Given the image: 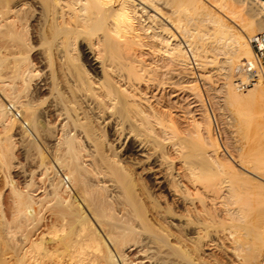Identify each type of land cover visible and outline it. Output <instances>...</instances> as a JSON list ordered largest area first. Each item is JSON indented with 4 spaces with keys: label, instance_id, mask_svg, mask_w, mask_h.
<instances>
[{
    "label": "bare ground",
    "instance_id": "6f19581e",
    "mask_svg": "<svg viewBox=\"0 0 264 264\" xmlns=\"http://www.w3.org/2000/svg\"><path fill=\"white\" fill-rule=\"evenodd\" d=\"M262 31L263 0H0V40L11 50L10 74L0 64V169L12 163L17 127L25 153L52 174L45 197L71 232L62 252L43 235L17 236L44 204L12 185L8 222L0 198V264L53 255L62 264H260L264 146L250 131L254 114L264 117V84L240 91L236 80L253 64L248 39ZM213 73L230 148L206 105L184 134L156 94L185 84L204 102L198 81ZM47 102L57 125L39 110ZM55 129L59 139L48 140ZM66 227L43 234L58 240ZM205 243L228 259L203 258Z\"/></svg>",
    "mask_w": 264,
    "mask_h": 264
},
{
    "label": "rangeland",
    "instance_id": "374dc122",
    "mask_svg": "<svg viewBox=\"0 0 264 264\" xmlns=\"http://www.w3.org/2000/svg\"><path fill=\"white\" fill-rule=\"evenodd\" d=\"M2 46H4V43H3L2 40H0V50L2 52L4 51L2 53V55L4 57L1 56L0 64L9 63L8 64L9 68L8 67L7 68L4 67L3 69H5V70H2V74L8 75V73L11 70L10 69V62H8V61H11V57H10L11 50L10 49H4ZM6 53H7V55H6ZM0 55H1V53H0ZM238 69H239V67L237 66L235 68V70H234L233 74H234L235 78L238 77ZM5 71H6V73H5ZM203 72H205V70H203ZM205 75H207V74L205 73ZM211 79H212V81H211ZM34 80H36V83H35V81H33V84H32V86L29 89V93H30V91H33L32 90V89H34L33 85L38 84L37 87H39L41 85V83H42V82H40V80H41L40 76H38V78L36 77ZM206 82H208V83H206ZM219 85H220V80L218 79L217 75H215L214 73L210 77V82L209 81H204L203 82V80H201V79L198 81V86H199V89H200V92H201L200 94H201V96L203 98L202 101L204 100V102L199 101V99L196 96H194L192 94V92H190L187 88H185L186 87L185 84L184 85H178L179 87L177 85L176 86H168V88L165 87L164 91H159V92L156 91V94H160V95L163 94V97L165 98V100H163L164 101V105H165V108L167 107L166 109L165 108L164 109L169 111L168 108H170V112H171L172 116L174 117L175 121L178 123V126H179L180 130H182L184 134L186 133V129L188 127H190L189 123H190V118L191 117H194V118H197L199 120H202L203 111L205 110V105H206V107L209 109L210 113L212 114V119H213V122H214V129L216 130V132H218V137H219L221 143L224 146H226V148H230L231 137L229 136V133L226 130V124H225L229 117H228L227 111L225 109H223L222 107L220 108L221 99L220 98L218 99V96H220V93H218ZM160 95H157V96H160ZM47 105H48V102L42 104L39 107V110L40 111H44V110L46 111L45 108H47ZM249 107L251 109H255V105L254 106L250 105ZM224 111L226 113H223ZM49 113H51V114H49ZM48 114L52 118H49L50 116ZM226 116H227V118H226ZM253 117H255V118L252 119V123H251V129L252 130L250 131V134L253 135V133H254L255 137L258 135V137L261 138L262 142H263V145L262 144L261 145L264 146V141H263L264 140V137H263L264 134L262 133V132H264L263 131L264 130V117H262L261 115H258L257 113H255ZM44 119L48 120L49 124L51 123V125H53L54 122H55L56 125L58 124V120L57 121L54 120V117L52 116V111L49 110L48 108H47V113L44 114ZM51 120H52V122H51ZM255 121H257V123ZM255 124L257 125L256 127H258L260 129L259 131H258V128L254 127ZM252 125H254V126H252ZM3 126L4 125L0 122V139H1V137H4L3 136V131H2L3 130ZM13 130H12L13 134L11 133L12 136L10 138L12 143L13 144L15 143L14 147H12V149H11V151H12L11 152V157L13 156V159L11 158V162L12 163H10L8 171H6L4 169L3 170L0 169V187L2 186L1 187L2 189L0 188V198H1V203H2V209L4 211V213H3L4 214V221L8 222L11 219V211H10V209L8 207H10V205H12V203L10 202L11 201V199H10L11 198V194H10V191H8V190H10V187L12 185H14L20 191L23 189L22 190L23 193H26V191L29 192L34 197V199H36V200L42 199V202L44 204L43 208H45V209H43L42 206L39 207L40 209L38 208V211H37L38 213L35 215V217L32 216L34 214L31 215V218L28 221V225H30V222H32V221L34 223L32 222L30 226L25 228V230L18 231L19 233L17 232L16 235L20 236L21 235V231H22V233L26 232L27 234H29L27 236H28V240H30V241L31 240L32 241L33 240L34 241L35 240H39L40 237L43 235L44 244H45L44 246H45L46 249L55 250V251L57 250L56 252H62V249L64 250L67 247L71 232L68 230V226L66 224V220H62L61 216L58 213V209H59L60 205L57 202L55 203L54 201L50 200L49 197H47V198L45 197V196H47L45 194H47V190H48V186H47L48 185L47 184L48 180L47 179L50 178L52 174L49 176V174L46 175V174L43 173V167L39 164V159H38V156H37V154L35 152L30 153L28 155L25 153V150H24V148H23V146L21 144L22 137H21L20 132H18L19 128L15 127ZM56 130H58V129H55V131L53 132L52 136L49 137L48 140L55 141V140L59 139L60 132H58ZM255 130H257V131H255ZM258 132L261 133V134H257ZM31 133H32L33 137L35 138L34 133L32 131H31ZM55 133H57L59 135H57ZM260 135H262L263 138ZM259 138H257V140H259ZM44 154L48 158L50 157V159H51V156H49V154L51 155L52 153H46L45 152ZM29 156H31V157H29ZM3 172H5V173L3 174ZM63 173H64V171L60 169V174L62 175V177H65V174H63ZM4 176L7 178V180H6V178ZM149 178L151 180L153 177L149 176L148 179ZM7 181H9V183ZM6 182H7V184H4ZM67 185H69V188H70L71 184H70L69 181L65 183V186H67ZM26 186H29V187L27 188ZM33 189H35V190H33ZM70 189H71V193H73V194L69 193V191H67V193H69L70 195H74L75 196L77 191H75V190L72 191V189H74V188H70ZM41 191H43V192H41ZM8 192H9V194H8ZM35 192H37V193H35ZM77 194L76 195L79 196V193H77ZM157 194L159 196L163 197V195L165 193L164 192L160 193V191H157ZM63 196H66V194H64ZM161 200H163V198ZM45 202H47V203H45ZM43 210H45V211H43ZM32 217H33V219H32ZM90 220L92 221V223L94 225L98 226L97 223L95 222L94 218L90 217ZM59 223L65 224V227L67 226L66 227L67 229L65 228L66 231L60 234V237H61L60 239H58V240H49L47 235H44L45 232L47 231V229L51 225H59ZM46 239H47V241H45ZM28 242L29 241H26L24 243V245H26ZM214 251H215V253H214ZM202 254H204L203 258L206 257L205 259H207L209 261L211 260L212 263L213 262L215 263L218 260L220 262V259H221V262H225L228 259L226 253L223 250H220L218 248L216 249V247H214L213 245L208 244V243L203 244ZM222 255L223 256L225 255L226 258L223 257ZM217 257H218V259H216ZM263 257H264V255L259 257L258 263H259V261L261 259H263ZM208 258H211V259H208ZM224 259H225V261H224ZM40 264H62V263H61V260H59V258L57 257V255H53L50 258H45L42 261V263H40ZM63 264H65V263H63Z\"/></svg>",
    "mask_w": 264,
    "mask_h": 264
},
{
    "label": "built area",
    "instance_id": "2783aa9c",
    "mask_svg": "<svg viewBox=\"0 0 264 264\" xmlns=\"http://www.w3.org/2000/svg\"><path fill=\"white\" fill-rule=\"evenodd\" d=\"M248 41L252 49L253 64L242 65L243 78L236 80V86L240 91L257 83L264 84V31L255 33ZM260 264H264V258Z\"/></svg>",
    "mask_w": 264,
    "mask_h": 264
},
{
    "label": "water",
    "instance_id": "95a60500",
    "mask_svg": "<svg viewBox=\"0 0 264 264\" xmlns=\"http://www.w3.org/2000/svg\"><path fill=\"white\" fill-rule=\"evenodd\" d=\"M263 4H264V0H263Z\"/></svg>",
    "mask_w": 264,
    "mask_h": 264
}]
</instances>
